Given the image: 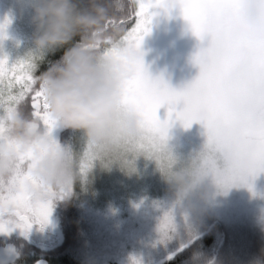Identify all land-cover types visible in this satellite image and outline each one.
<instances>
[{
	"label": "snow or ice",
	"instance_id": "obj_1",
	"mask_svg": "<svg viewBox=\"0 0 264 264\" xmlns=\"http://www.w3.org/2000/svg\"><path fill=\"white\" fill-rule=\"evenodd\" d=\"M173 6L182 10L194 35L201 40L208 37L207 45L193 57L200 71L190 84L177 89L151 77L142 55L133 61L134 74L125 83L123 103L141 112L145 135L130 147L154 151L164 145L172 113L185 127L200 121L207 134L203 165L217 186L227 189L247 184L251 188L249 178L264 170V40H250L230 26L228 17L235 0H122L118 15L110 22L123 29L120 39L139 48L150 31L153 9ZM7 23V17L0 21V34ZM35 67L31 56L11 64L6 56L0 57V143L13 111L23 108L49 134L57 124L47 110ZM162 104L168 106V116L163 120L157 115ZM32 159L31 152L25 153L18 159L14 174L0 178V234L18 228L26 235L34 224L43 227L53 199L69 191L44 185L33 177L29 171ZM96 159L93 146L87 143L76 157L79 174L83 176ZM176 208H167L159 218L161 242L171 239L176 231ZM11 253L18 255L14 249ZM131 264L140 261L132 257Z\"/></svg>",
	"mask_w": 264,
	"mask_h": 264
},
{
	"label": "clouds",
	"instance_id": "obj_2",
	"mask_svg": "<svg viewBox=\"0 0 264 264\" xmlns=\"http://www.w3.org/2000/svg\"><path fill=\"white\" fill-rule=\"evenodd\" d=\"M121 2L87 0L85 8L82 0H30L35 47L66 46L61 58L39 74L47 110L62 127L82 130L105 164L119 162L132 168L140 154L154 158L177 207L195 213L214 191L213 184L205 182L209 173L202 159L205 149L174 168L176 158L166 143L154 151L130 147L145 135L141 112L123 103L125 83L133 76V61L141 51L120 39L123 29L110 22ZM228 23L250 40H264V0H235ZM3 137L0 178L11 177L18 159L28 152L33 154L29 171L42 184L70 191L79 178L76 157L35 118L11 112Z\"/></svg>",
	"mask_w": 264,
	"mask_h": 264
},
{
	"label": "rangeland",
	"instance_id": "obj_3",
	"mask_svg": "<svg viewBox=\"0 0 264 264\" xmlns=\"http://www.w3.org/2000/svg\"><path fill=\"white\" fill-rule=\"evenodd\" d=\"M31 16L30 0H0V21L8 18L0 34V57L6 56L9 64L34 57L36 72L42 61L66 46L38 50L33 43ZM147 72L152 77V72ZM180 107L178 104L177 109ZM157 115L165 119L168 106L162 104ZM171 115L166 144L176 158L173 167L180 168L204 151L207 134L202 122L193 121L185 127L181 120L175 119V113ZM86 145L82 130L77 129L71 153L79 156ZM93 164L95 168L90 167L83 176L79 174L73 184L78 187L77 193L81 191L77 195L86 213L84 231L80 239H73V247L69 245L62 252L61 248L55 250L51 264H131L132 257L138 258L140 264H159L213 222L231 227L239 236L264 239V170L249 178L251 188L247 184H234L227 189L219 188L209 172L205 182L213 184V195L195 213H185L177 207L176 231L171 239L161 242L157 231L159 218L176 203L156 160L140 154L132 168L119 162L105 164L100 159ZM71 193L68 191V196ZM46 226L54 228L50 215L43 227ZM44 228L39 231L40 241L57 243L58 232L54 231L52 236Z\"/></svg>",
	"mask_w": 264,
	"mask_h": 264
},
{
	"label": "flooded vegetation",
	"instance_id": "obj_4",
	"mask_svg": "<svg viewBox=\"0 0 264 264\" xmlns=\"http://www.w3.org/2000/svg\"><path fill=\"white\" fill-rule=\"evenodd\" d=\"M153 12L150 31L143 36L139 47L144 67L152 72V77L171 83L173 88L187 86L199 74L200 67L194 63L193 57L201 47L207 45L208 37L201 40L193 34L178 6L167 10L157 7ZM69 129L57 123L50 135L60 143L59 138ZM41 228L44 227L34 224L26 235L21 234L18 228L7 235L0 234V246L12 244L19 254V258L11 264H34L41 259L46 260L47 264L52 263L55 244L40 241ZM52 229L49 226L44 228L46 234L53 236L56 229Z\"/></svg>",
	"mask_w": 264,
	"mask_h": 264
},
{
	"label": "trees",
	"instance_id": "obj_5",
	"mask_svg": "<svg viewBox=\"0 0 264 264\" xmlns=\"http://www.w3.org/2000/svg\"><path fill=\"white\" fill-rule=\"evenodd\" d=\"M80 6L88 7L87 0H82ZM74 39L79 40L80 37ZM63 52L64 48L48 56L35 74L39 76L52 63L58 61ZM21 112L29 116L23 108ZM76 131L77 129L70 128L59 138L60 144L70 152ZM95 166L96 164H92L91 167ZM73 188H76V191H72ZM77 188L72 186L70 196L64 194L54 198L51 203L49 215L59 235V242L55 243L54 249L61 248V252L69 245L73 247V239H80L85 228L86 213L83 212L80 195H77L81 191L77 193ZM230 228H225L220 222L207 224L202 233H197L188 244L159 264H264V239L248 235L239 236V232Z\"/></svg>",
	"mask_w": 264,
	"mask_h": 264
},
{
	"label": "water",
	"instance_id": "obj_6",
	"mask_svg": "<svg viewBox=\"0 0 264 264\" xmlns=\"http://www.w3.org/2000/svg\"><path fill=\"white\" fill-rule=\"evenodd\" d=\"M57 242H59V238ZM12 249L15 250L12 244H6L5 246H0V260L7 261V264H11L14 261H16L19 258V254L13 255L11 253ZM34 264H47V261L44 259L43 260L41 259V260L36 261Z\"/></svg>",
	"mask_w": 264,
	"mask_h": 264
}]
</instances>
